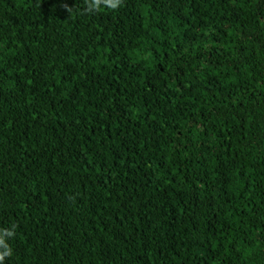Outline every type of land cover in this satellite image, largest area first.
<instances>
[{
	"label": "trees",
	"instance_id": "1",
	"mask_svg": "<svg viewBox=\"0 0 264 264\" xmlns=\"http://www.w3.org/2000/svg\"><path fill=\"white\" fill-rule=\"evenodd\" d=\"M0 233L2 264H264V0H0Z\"/></svg>",
	"mask_w": 264,
	"mask_h": 264
},
{
	"label": "clouds",
	"instance_id": "2",
	"mask_svg": "<svg viewBox=\"0 0 264 264\" xmlns=\"http://www.w3.org/2000/svg\"><path fill=\"white\" fill-rule=\"evenodd\" d=\"M122 2L123 0H88V10L95 11L103 7L115 11L121 7ZM11 234V232L8 233V235ZM0 246L5 247V251L0 253V264H2L4 257L11 255V249L5 244L3 233H0Z\"/></svg>",
	"mask_w": 264,
	"mask_h": 264
}]
</instances>
